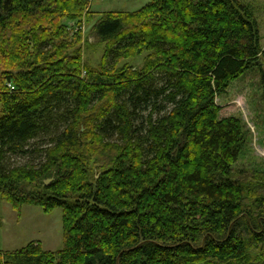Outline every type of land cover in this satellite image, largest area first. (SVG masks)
<instances>
[{
	"label": "trees",
	"instance_id": "trees-1",
	"mask_svg": "<svg viewBox=\"0 0 264 264\" xmlns=\"http://www.w3.org/2000/svg\"><path fill=\"white\" fill-rule=\"evenodd\" d=\"M89 5L0 0V196L19 214L62 208L64 229L62 249L32 241L0 249V264H264V195L236 178L246 134L217 103L264 65L253 10L149 0L103 12L107 46L90 66L81 34L64 38ZM144 53L142 68L119 65Z\"/></svg>",
	"mask_w": 264,
	"mask_h": 264
},
{
	"label": "rangeland",
	"instance_id": "rangeland-1",
	"mask_svg": "<svg viewBox=\"0 0 264 264\" xmlns=\"http://www.w3.org/2000/svg\"><path fill=\"white\" fill-rule=\"evenodd\" d=\"M148 2L149 0H89V9L84 12L82 21L80 23L69 21L70 29L67 30L68 34L64 38L74 42V37L80 33L83 58L90 66H97L107 46L98 37L95 29L101 14L107 11H137ZM240 2L253 10L259 24L261 44L264 48V0H240ZM0 47L7 46L0 40ZM146 61L147 54L144 53L121 59L119 65L128 64L142 68ZM2 67L0 65V81L8 72L4 69L7 65ZM263 70L264 65L261 69L254 67L246 71L231 84L224 96L217 98V103L221 106L220 117L236 116L243 125L246 145L238 162L234 165V170L236 178L253 186L255 189L251 195L253 198L264 195V102L262 98L264 86L261 74ZM85 74L86 72L83 71V75ZM32 241H39L44 250L57 251L63 248V209L57 207L52 212L45 213L41 206L28 204L19 214L0 196V249L14 251Z\"/></svg>",
	"mask_w": 264,
	"mask_h": 264
},
{
	"label": "water",
	"instance_id": "water-1",
	"mask_svg": "<svg viewBox=\"0 0 264 264\" xmlns=\"http://www.w3.org/2000/svg\"><path fill=\"white\" fill-rule=\"evenodd\" d=\"M51 180H52V178L46 179V181H45L46 184H48L49 182H51ZM30 187H31V186L29 185V186H27L26 188H27V189H30Z\"/></svg>",
	"mask_w": 264,
	"mask_h": 264
},
{
	"label": "built area",
	"instance_id": "built-area-1",
	"mask_svg": "<svg viewBox=\"0 0 264 264\" xmlns=\"http://www.w3.org/2000/svg\"><path fill=\"white\" fill-rule=\"evenodd\" d=\"M8 85H9V87H10L11 89H14V88H15V87L13 86V84H11V83H9Z\"/></svg>",
	"mask_w": 264,
	"mask_h": 264
},
{
	"label": "bare ground",
	"instance_id": "bare-ground-1",
	"mask_svg": "<svg viewBox=\"0 0 264 264\" xmlns=\"http://www.w3.org/2000/svg\"><path fill=\"white\" fill-rule=\"evenodd\" d=\"M9 84V83H8Z\"/></svg>",
	"mask_w": 264,
	"mask_h": 264
}]
</instances>
